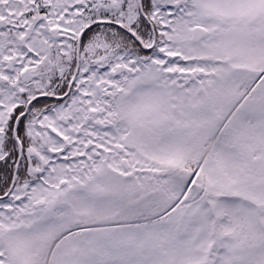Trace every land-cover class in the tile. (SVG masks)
<instances>
[{
	"label": "snow or ice",
	"instance_id": "obj_1",
	"mask_svg": "<svg viewBox=\"0 0 264 264\" xmlns=\"http://www.w3.org/2000/svg\"><path fill=\"white\" fill-rule=\"evenodd\" d=\"M0 264H264V0H0Z\"/></svg>",
	"mask_w": 264,
	"mask_h": 264
}]
</instances>
